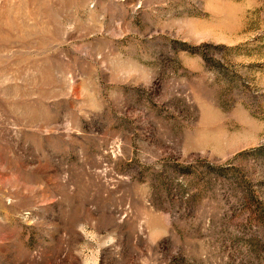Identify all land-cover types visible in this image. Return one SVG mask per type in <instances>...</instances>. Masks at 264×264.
<instances>
[{"label": "rangeland", "instance_id": "rangeland-1", "mask_svg": "<svg viewBox=\"0 0 264 264\" xmlns=\"http://www.w3.org/2000/svg\"><path fill=\"white\" fill-rule=\"evenodd\" d=\"M0 264H264V0H0Z\"/></svg>", "mask_w": 264, "mask_h": 264}]
</instances>
